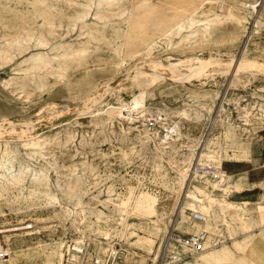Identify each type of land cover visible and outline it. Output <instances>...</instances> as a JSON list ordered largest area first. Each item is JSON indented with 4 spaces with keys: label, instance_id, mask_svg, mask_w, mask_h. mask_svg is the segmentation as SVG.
Returning <instances> with one entry per match:
<instances>
[{
    "label": "rangeland",
    "instance_id": "1",
    "mask_svg": "<svg viewBox=\"0 0 264 264\" xmlns=\"http://www.w3.org/2000/svg\"><path fill=\"white\" fill-rule=\"evenodd\" d=\"M86 1L0 0V45L2 47H6L8 45L6 41L15 35L25 36L33 30L37 33L44 32L52 45L63 42L74 48L88 46L90 50L82 59L81 65L74 62L62 73L43 71L45 75L40 79L37 77L34 82L22 78L25 76L22 73L10 88L4 86L3 82L9 78L13 66L20 68L24 62H19L30 52L47 51L48 48L31 46L22 53L13 48V60L4 67H1L3 60L0 56L1 122L6 120L19 124L25 121H35L41 117L53 121L58 116H67L83 104H91L92 97L99 95L102 86L126 74L139 62L161 61L166 63L168 60L175 62L188 60L185 62L188 64L180 66L179 69L182 72H189L190 63L191 65L197 63L194 58L209 59L211 56L237 58L245 48H248L249 58L264 63V26L258 29L255 26V18L264 19V0H257L260 3L257 5V12L250 7L238 8L237 6V3L253 0H122L119 6L127 7V13L117 16L113 24L101 33V38L92 42L88 41V31L91 30L92 23L98 20L94 15L96 7L90 9V14L85 21L76 16L83 10ZM153 4L156 6L154 7ZM178 7L186 13L183 12V15L179 12L180 9L176 10ZM141 10L142 13H140ZM178 12L181 13L180 16ZM216 13L219 15L218 20L211 24L208 35L183 37L189 33L188 20L191 16H194V19H200ZM150 15H155L154 20H151ZM175 16H177L176 19ZM129 18L132 21L138 19L142 21L137 25L130 23L128 26ZM49 20L52 21L50 26L47 23ZM176 20H179V23L184 21V25L187 26L181 33L174 31L177 26ZM113 26H115L114 30ZM171 27L172 30L163 32ZM49 29L53 30L51 34L46 33ZM150 43H152L151 47ZM56 65L57 63L55 67ZM27 76H31V73ZM128 85L130 81L127 80L122 89L109 93L104 98V102L98 106H103L104 110L108 104L119 105V97L121 99L132 98L138 89L128 88ZM237 99L241 106L248 108L254 106V112H260L259 107L261 103H264V71L247 69L235 74L231 67L210 65L202 74L182 82L157 80L148 89L145 97V112L141 109L124 110L126 114L131 113L136 118L133 124L123 122L125 127L132 126V131L127 134L123 133L116 122L113 127L106 125L107 127L102 129L97 128L89 121L91 117H83L79 122L61 125L69 121L66 120L67 118L63 119V116L60 120L64 121L57 122L56 125L50 124L51 127H47L42 132L43 136L57 138L54 144L43 152L51 159L54 157L58 159L54 167H49L48 185L56 189L60 202L55 207H45L44 203L47 201L45 195L19 198L20 186L0 195V242L4 248H14L13 252L24 251L23 258L16 260L10 256L9 261L12 264H43L49 251L48 248L58 245L53 261L62 263L69 241L87 239L91 243L89 255H102V261L107 258L104 248L109 246L111 253L114 249L117 250L118 264L138 262L150 264L152 260L145 259L144 254L149 255L151 252V257L155 256L157 247L171 231L183 232L178 226L179 221L186 224L185 229L188 226L194 229L199 227L200 223L190 218L192 208L185 205L187 184L177 177L179 165L175 161L176 158L178 159V153L171 151L172 155L176 156L173 159L164 155L167 170L161 171L151 159L156 151L153 141L150 142L147 151L139 155L132 153L131 142L137 140L138 129L149 128L150 131L158 132L160 135L165 132L163 121L156 120L157 114L168 117V121H171L177 118V112L189 105L202 109L204 112L206 110L203 106L206 105L211 107V113L206 112V121L195 130L196 135H199L203 128L207 131L200 143L211 140L214 151H219L223 157L227 153L247 157V161L237 166L223 162L224 169L235 170L233 178L240 173L254 172L255 169L263 170L264 125L248 121L237 108ZM219 110L222 111L223 116L227 115L226 117L239 127V131H242L245 137L250 138L247 153L242 152L238 145L226 140L222 127L219 130L212 129L214 116ZM112 128L117 133H112ZM67 131L73 135L69 134L65 137L68 134ZM24 139L16 137L8 142L13 145L23 142ZM66 139L69 144L67 147L62 145ZM5 143L6 140L0 138V147L3 151L6 148ZM185 144L186 142L181 139L180 145ZM184 150L187 149L182 146L180 151ZM199 150L201 149L196 148V151ZM24 151L25 149H22L20 144L18 155L20 161H29L37 168L46 164L45 157L41 153H36L31 158ZM215 163L216 160L212 159L211 168L207 166L199 168L213 170ZM29 179L31 180V177ZM215 179L217 178L211 174H207L204 178L201 176L194 178L191 188L194 184L205 188L210 181ZM57 181L61 183V188L57 186ZM224 183L214 190L213 194L217 199L226 196L228 200H246L249 205L264 204V187L258 186L257 183L240 191L232 189L227 194L221 189L226 184ZM70 186L71 195L67 193ZM107 190H111L109 203L113 200L120 201L127 198L131 191L137 194L142 191L156 193L161 218L159 221L162 227L161 234L151 232L155 230L152 221H147L145 227L140 226L135 223L139 221L138 217L131 215L128 217L130 225L118 224L115 228H111L107 235H103L99 246V239H89L86 232L77 230L76 225L71 223L73 216H63L61 207L68 205L73 208L78 198L108 211L100 201L90 198L98 194L99 198L105 199L108 197ZM25 193L29 194L27 190ZM181 205H185L184 212L180 209ZM204 205L210 209L209 202L205 201ZM222 216L228 218L225 215ZM94 218V215L87 211L86 217H79L76 224L81 226L84 222H89ZM29 224H32V227H26ZM260 225L253 233L255 236H260L261 232H264V223ZM184 232L189 233L186 230ZM229 233L224 224L213 232L208 231L207 239H214L217 243L209 247L208 251L221 249L226 239L227 244L231 245ZM141 235L150 236L154 240L151 241ZM243 235L239 232L238 237L241 238ZM142 239L145 243L140 241ZM262 240L264 242V239ZM198 254L187 257L180 264H187L188 261L195 263ZM73 258L76 259L75 256Z\"/></svg>",
    "mask_w": 264,
    "mask_h": 264
},
{
    "label": "bare ground",
    "instance_id": "2",
    "mask_svg": "<svg viewBox=\"0 0 264 264\" xmlns=\"http://www.w3.org/2000/svg\"><path fill=\"white\" fill-rule=\"evenodd\" d=\"M39 1L43 2L45 0ZM120 2H122V0H87L86 3H84L83 10L76 15L77 18L85 21L87 16L90 14V9L92 7H96L94 15L98 19L92 23V28L88 31L89 42L101 38V33H103V31L110 24H113L117 16H123L127 13V7L121 8L119 6ZM147 4L149 5V3ZM258 4L260 3L257 0H253L252 2L243 1L237 3V6L238 8L250 7L257 12ZM155 6L156 5H154V7ZM180 8L178 7L176 10L179 11ZM183 9L185 8L183 7ZM179 12H182L181 9ZM179 12L178 14L180 16L181 13ZM140 13H142V10ZM134 15L135 14H133V16ZM177 16H175V19ZM150 17L152 19L149 18V20H154L155 15H150ZM218 17L219 15L217 13L206 17L203 16L200 19H194V16H191L188 20V27L190 28L188 31L189 33L183 35V37L208 35L211 30V24L215 20H218ZM130 20V18L127 20L128 26L130 23L137 25L142 21L138 19L136 21L131 20L130 22ZM51 22V20L47 22L49 26ZM178 23L179 20H176L177 26L174 31L181 33L183 28L187 26L184 25V21H182V23ZM255 26L256 29L264 26V19L262 17L255 18ZM114 28L115 26H113V30ZM169 30H172V27L171 29L164 30L163 32H167ZM47 32L51 34L53 30L49 29L46 33ZM6 43L8 44L6 47H2L0 45V56L3 60L1 67H4L5 64H8L13 60L14 49L19 53H22L31 46H35L36 48H48L47 51L35 50L30 52L29 55L19 62H24V65L20 68L13 66L12 73L9 78L5 79L3 82L4 86L8 88H10L16 79L21 77L22 73L25 74L22 78L34 82L37 80V77L40 79L45 75L43 71L51 73L58 71L59 73H62L69 69L70 64H73L74 62L81 65L82 59L90 51L88 46H79L74 48L69 46L68 43L63 42H57L52 45L50 39L44 32L41 31L40 33H37L33 30L32 32H28L25 36L17 34L13 38L8 39ZM151 44L152 43H150V47ZM194 59L197 60V63L196 65H191L192 63H190L189 72H182L179 69L180 66L187 65L188 63L185 62L188 60H180L177 62L168 60L166 63L161 61H152L150 63L139 62L132 69L128 70L126 74L102 86L99 95L92 97L91 104L85 103L75 112L67 116H58V118L53 121L43 117L35 121H25L24 123L19 124L6 120H4L5 122L0 121V138L6 140L5 150H1L0 147V195L8 193L14 187L20 186L18 194L19 198L26 196L32 198L35 196L39 197L40 195H45L47 197V201L44 203L45 207H55L56 204L60 202L56 189H53L48 185L49 167L53 165L55 166L58 159L56 157L51 159L43 152L54 144L57 137L48 135L43 136L42 132L47 127H51L50 124L56 125L55 123L64 121L63 119L60 120L63 116L69 121L63 122L61 125L79 122V120L83 117H91L89 121L97 128L102 129L107 127L106 125L113 127L116 122L123 133L127 134L132 131V126L128 125L125 127L123 122L133 124L136 121V118L131 113L126 114L124 110L128 109L133 111L135 109H141L142 112H145V97L150 85L157 80H173L175 82H182L188 78L202 74V72L210 65H225L226 67H231L232 71H235V74H238L240 70L247 69L253 71H264L263 62H259L257 59L249 58L248 48H245L243 53H241V55L237 58H234L233 56L230 58L211 56L209 59ZM55 63H57L56 67ZM29 73H31V76H27ZM127 80L130 81L128 88L136 87L138 89L132 98L121 99L118 96L119 105L108 104L107 106L105 105L106 107L104 110L103 106H98L100 103L104 102V98L109 95V93L122 89ZM236 102L238 103L237 108L244 114L248 121H255L264 125V103H261L259 107L260 112H254V106L251 108L241 106L239 99H237ZM203 107L207 113H211L212 109L210 106L204 105ZM206 112L202 111V109L193 108L189 105L177 112V118L172 119L171 121H168V117H162L160 114H157L156 120H158V122L163 121L165 132L160 135L158 132L150 131L149 128L138 129L137 140L131 142L130 149L132 150V153L139 155L145 150L147 151L150 142L153 141L156 151L152 154L151 159L161 171L167 170V166L164 163V155L173 159L176 156H173L171 151L178 153V159L176 158L175 161L177 165H179L177 177L181 182L187 184L185 205L187 204L191 206L192 209L202 211L205 214V219L203 221H197V223H200L198 224L200 226L194 229L189 226L185 229L186 224L179 221L178 226L181 231L184 232V230H186L189 231V233L206 231L208 233V231L213 232L215 229L219 228V226L224 224L230 232L231 245L227 244L226 239L223 241L224 243L221 249L208 251V248L196 256L197 259L195 263L188 261L187 264H264V242L262 240L264 239V232H261L262 234H260V236H255L253 234L256 228L261 226V223H264V204L249 205L246 200H228L226 196L217 199L213 194L214 190L219 188L223 182L226 184L224 183L225 185L221 189L226 194L232 189L240 191L255 183H257L260 187H264V174H261L262 176L260 177L259 172L262 171L264 173V169L260 170L254 168L255 170L252 176L247 173H240V175L233 178L235 170L224 169L223 162L226 161L234 166H237L239 163L247 161L248 159L245 155H231L228 153L224 155L225 157H223L219 151H214L213 142L211 140H207L205 143H200L201 138L205 136L207 131L203 128L200 130V134L196 135L195 130L199 129V126L206 121ZM226 116H223L222 111L219 110L214 116L212 129L219 130V128L222 127L226 140L238 145L242 149V152L247 153L250 145V138L245 137L243 132L239 131V127ZM182 129L185 130L183 131ZM67 133L68 134L65 137H68L69 134L71 136L73 135L70 131H67ZM112 133L117 132H115L112 128ZM16 137L25 139L23 142L11 145L12 143L8 142V140ZM181 139L183 142H186L185 145H180ZM67 141L68 139H66L62 145L67 147L69 145ZM20 144L22 149H25L24 152L31 158L34 157V154L41 153L45 157L46 164H42L39 168H37L29 161H20L18 156ZM182 146L186 147L187 150L181 152L180 149ZM196 148H200L201 150L196 151ZM221 149L219 150L221 151ZM212 159L216 160V163L213 165V170L199 168L200 166H207L211 168L212 165L210 164V161ZM207 174H211L217 179L210 181L205 188H202L199 184H194L193 188H191L194 178H198L200 176L204 178L207 177ZM30 177L31 180L29 179ZM57 186L59 188L62 187L61 183L58 181ZM25 190H27L29 194H26ZM67 190V193H70L71 195V186L68 187ZM107 195L108 197L105 199L99 198L98 194H94L90 198L92 200L94 199L100 201L108 211H105L103 208H98L97 206H92L88 201L78 198L77 202L74 203L75 206L73 208L68 205H63L61 207V212L63 216H73L71 223L74 224V226L76 225L79 232H86L89 239H99V246L102 243L101 239L103 235H107L111 228H115L118 224H122L123 226L130 225L128 217L131 215L138 217L139 221L135 223L140 226L145 227L147 221H152L154 223L153 228L155 230H151V232L161 234L162 227L159 224L161 218L159 216L158 196L156 193L142 191L137 194L131 191L127 198L121 199L120 201L113 200L112 203H109L111 200V190H107ZM205 201L209 202L210 209L204 205ZM185 205L180 206L182 212L185 210ZM87 211L94 215L95 218L89 222H84L81 226H77L76 223L79 217H86ZM222 215H225L228 218H224ZM26 227H32V224H29ZM239 232L244 234L243 237H238ZM141 236H144L145 238L147 237L151 241L154 240L150 236ZM165 239L157 247L155 256L151 257L152 255L150 252L149 255L144 254V257L154 261L162 253V245L163 242H165ZM140 241L145 243L143 239ZM57 246L58 245L48 248L49 251L43 264H62L61 261L57 263H54L55 261H53V257L58 251L56 248ZM150 246H152V244H150ZM1 249H4V247L0 242V250ZM6 249L8 251L6 261L9 264H12V262L8 259L10 256L12 259L16 260L23 258L24 251L13 252L14 248L11 247H7ZM114 254H117V250L115 249L114 252H112V255ZM93 256L99 259L100 264L103 263L102 258L98 256V254Z\"/></svg>",
    "mask_w": 264,
    "mask_h": 264
},
{
    "label": "built area",
    "instance_id": "3",
    "mask_svg": "<svg viewBox=\"0 0 264 264\" xmlns=\"http://www.w3.org/2000/svg\"><path fill=\"white\" fill-rule=\"evenodd\" d=\"M189 216L195 221L205 219V214L202 211L194 209L190 210ZM207 237L206 231L199 233L171 231L163 242L162 253L154 261H150V264H180L187 257L217 245L214 239H207ZM90 244L87 239L69 241L62 264H85L87 262L100 264L97 257L89 255ZM7 252L6 248L0 250V264H9L6 261Z\"/></svg>",
    "mask_w": 264,
    "mask_h": 264
},
{
    "label": "crops",
    "instance_id": "4",
    "mask_svg": "<svg viewBox=\"0 0 264 264\" xmlns=\"http://www.w3.org/2000/svg\"><path fill=\"white\" fill-rule=\"evenodd\" d=\"M249 167V166H248ZM259 172H261L260 173V177L262 176L261 174H264L262 171H259ZM248 175H250V176H252L254 173L253 172H246ZM259 178V177H258ZM254 183H255V181H254ZM247 189V188H246ZM104 251H105V253H107L106 254V256H107V258H106V260H103V263L102 264H118L117 262V255L116 254H114V255H112V253H111V250H110V248H109V246L108 247H106V248H104ZM100 257H102V255H99ZM116 256V257H115ZM113 257V258H112ZM112 258V259H111ZM146 259V258H145ZM147 260H149L150 261V259H147ZM135 264H148L147 262L146 263H135Z\"/></svg>",
    "mask_w": 264,
    "mask_h": 264
},
{
    "label": "water",
    "instance_id": "5",
    "mask_svg": "<svg viewBox=\"0 0 264 264\" xmlns=\"http://www.w3.org/2000/svg\"><path fill=\"white\" fill-rule=\"evenodd\" d=\"M66 117H63V119H65Z\"/></svg>",
    "mask_w": 264,
    "mask_h": 264
}]
</instances>
